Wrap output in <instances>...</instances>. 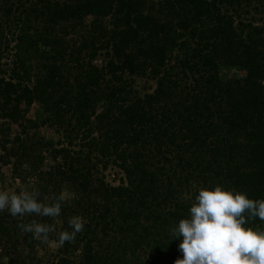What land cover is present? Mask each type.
Returning <instances> with one entry per match:
<instances>
[{
	"label": "trees",
	"instance_id": "obj_1",
	"mask_svg": "<svg viewBox=\"0 0 264 264\" xmlns=\"http://www.w3.org/2000/svg\"><path fill=\"white\" fill-rule=\"evenodd\" d=\"M2 49L0 120L20 132L0 126V175L64 199L58 217L0 212V264H175L170 228L200 188L264 199V0H0Z\"/></svg>",
	"mask_w": 264,
	"mask_h": 264
},
{
	"label": "clouds",
	"instance_id": "obj_2",
	"mask_svg": "<svg viewBox=\"0 0 264 264\" xmlns=\"http://www.w3.org/2000/svg\"><path fill=\"white\" fill-rule=\"evenodd\" d=\"M61 195L51 205L39 199L35 191L0 190V212L13 216L37 214L58 217ZM264 221V199H252L245 192L227 190L221 185L200 188L188 215L170 228L172 240H179L177 252L182 256L175 264H264V230L249 226V221ZM71 231H61L59 244L71 242L84 228L81 217L68 221ZM22 231L47 242L50 225L33 221L21 224Z\"/></svg>",
	"mask_w": 264,
	"mask_h": 264
},
{
	"label": "rangeland",
	"instance_id": "obj_3",
	"mask_svg": "<svg viewBox=\"0 0 264 264\" xmlns=\"http://www.w3.org/2000/svg\"><path fill=\"white\" fill-rule=\"evenodd\" d=\"M158 1V0H157ZM88 20H90V18H88ZM12 47V46H11ZM11 49V48H10ZM2 58L0 59V69L7 71L5 75H1L0 77H9V74L11 72V69L13 67V57H12V53L10 51L4 50L2 49ZM107 60V58L105 57L104 53L100 54L98 57V64H102L105 63V61ZM226 73V71H225ZM232 72L229 73V76ZM222 75L225 76L224 73H222ZM136 87H138L141 90H146V91H152L155 87H156V82L153 80H147V78L142 77V78H138L136 81ZM101 110V109H100ZM36 111V109H31L26 117L27 118H32L35 119L34 116V112ZM0 126H3V128L7 129V131H5L4 134H10L12 137L14 135H16L19 131V127L15 124H12L10 121L7 120H0ZM30 125L28 126L29 129ZM31 132H34L33 130H29ZM41 134H46L47 137L50 136H54V139H57V136L55 134L52 133V131H50L49 129L45 128H41L40 130ZM20 132V131H19ZM1 136H3V134H1ZM1 136H0V143L2 142L1 140ZM0 151L1 150V145H0ZM2 174L0 175V190H7L10 192H17L16 191V184H14L13 179H12V169L10 166H2L1 169ZM105 176H106V181H108L109 183L113 184V185H117L119 184V178L123 177V173L116 167H109L108 170L105 171ZM52 247H54V245H50L48 247V250L50 251L52 249ZM42 249V248H40ZM45 250V249H44ZM14 250H8V253H13ZM41 251V250H40ZM42 253L44 251H41ZM40 253V254H42ZM44 254V253H43ZM47 259V258H46ZM45 259V260H46Z\"/></svg>",
	"mask_w": 264,
	"mask_h": 264
}]
</instances>
